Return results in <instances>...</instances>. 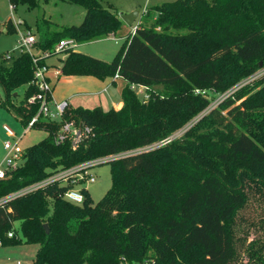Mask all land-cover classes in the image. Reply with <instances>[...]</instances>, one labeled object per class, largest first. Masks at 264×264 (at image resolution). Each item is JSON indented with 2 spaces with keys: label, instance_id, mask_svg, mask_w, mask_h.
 Instances as JSON below:
<instances>
[{
  "label": "trees",
  "instance_id": "trees-1",
  "mask_svg": "<svg viewBox=\"0 0 264 264\" xmlns=\"http://www.w3.org/2000/svg\"><path fill=\"white\" fill-rule=\"evenodd\" d=\"M85 9L82 21L49 30L37 21L39 52L62 38L86 42L113 34L125 37L105 61L75 50L59 59L63 75L112 77L128 84L162 86L138 98L131 86L115 109L68 107L61 120L90 127L76 148L55 143L60 121L33 127L45 137L23 147L22 164L0 179V197L82 162L107 156L110 186L92 201L74 204L61 193L62 179L0 204V245L36 244L32 264H228L232 242L227 223L245 202L238 176L264 181V85L245 86L171 136L204 111L206 93L223 92L264 64V0H171L148 6L134 32L121 34L123 21L101 0H69ZM28 8L37 0H9ZM6 30H15L11 20ZM1 33V30H0ZM27 52L0 54V106L13 109L22 125L35 114L37 92ZM23 98L14 104L18 89ZM15 92V94H13ZM46 224L48 232L43 225ZM13 229V236L7 231ZM264 264V263H263Z\"/></svg>",
  "mask_w": 264,
  "mask_h": 264
},
{
  "label": "rangeland",
  "instance_id": "rangeland-1",
  "mask_svg": "<svg viewBox=\"0 0 264 264\" xmlns=\"http://www.w3.org/2000/svg\"><path fill=\"white\" fill-rule=\"evenodd\" d=\"M103 4H110L119 14L129 13L137 10V17L132 24L127 25V31H132L135 23L140 19L144 7L153 6L171 0H101ZM85 9L78 3L69 0H37V5L28 8L25 4H17L15 8H10L9 0H0V54H9L13 57L21 51L19 40L21 33L25 29H30L35 36L38 35L37 21L46 20L49 23V30H57L68 25L79 24L84 15ZM11 20L15 30L7 31L6 22ZM20 29L22 32H19ZM125 37H102L86 42H78L75 51L86 53L93 57L109 61L122 47ZM38 51L37 46L31 48ZM63 53H57L48 60L55 66L60 64L59 59ZM51 67L49 71L55 70ZM52 96L55 100L68 98L71 108L83 107L92 108L99 106L103 109L110 108L108 95L121 98L122 88L128 84L124 79L118 77L115 83L106 92H98L101 83L97 77L92 75L60 76L57 80L52 79ZM111 77H105L104 82L110 81ZM256 83L255 89L264 85V64L259 61L258 67L252 73L231 85L223 92H207L206 98L209 100L208 107L189 120L182 128L177 129L170 137V140L181 135L185 129L193 125L196 120L207 113L209 109L216 107L224 98L234 94L238 89L245 86H252ZM138 98H143L146 91L164 93L163 87L147 86L141 87L138 84H128ZM17 96L13 98L14 104H18L23 98V89L19 88ZM0 99H4V93L0 86ZM59 121V120H57ZM11 128L16 135L22 133L23 125L19 121L13 109L0 106V156L3 154L2 144L4 140H14V137L7 135L3 126ZM46 131L40 127L30 128L21 138L20 146L26 147L36 143L45 137ZM105 157L88 160L92 164L87 172L94 177L93 182H81L75 187L84 185L92 201H97L103 196L110 186L109 165ZM264 176V175H263ZM241 187L245 194L244 204L237 209L232 219L227 223L232 242V257L228 264H263L264 263V181L257 177H247L244 174L238 176ZM21 241L14 245H0V264L23 261L28 264L33 263L36 244L25 243L20 223L13 224Z\"/></svg>",
  "mask_w": 264,
  "mask_h": 264
},
{
  "label": "built area",
  "instance_id": "built-area-1",
  "mask_svg": "<svg viewBox=\"0 0 264 264\" xmlns=\"http://www.w3.org/2000/svg\"><path fill=\"white\" fill-rule=\"evenodd\" d=\"M12 8V5H10ZM145 7L141 12V16L145 13ZM138 15V14H137ZM137 17V16H136ZM140 19L135 23L131 32H134L135 28L139 26ZM19 32H22L17 28ZM36 36L30 29H25L23 33L20 35L19 45L21 48L20 52H27L30 56L32 63V80L31 82L37 87V92L33 93L27 98V103H37L38 108L35 114L27 121L25 125H23L22 133L20 135H16V133L4 125L3 129L7 133L8 136L14 137L15 139L12 141L10 139L4 140L2 144L3 154L0 156V179L5 178L10 172L16 170L23 161L22 152L23 147L20 146V140L22 136L35 124L40 122L41 120H61V117L64 111L69 107L68 101L66 99L63 100H55L52 96V87L49 81V69L54 67L50 65L47 61V57L50 52H39L32 51L31 48L35 46ZM76 42L73 38H62L52 48L51 52L53 53H63L67 50H74L76 46ZM7 56L9 54L6 53ZM55 70H52L54 74H60L59 66H55ZM114 79L118 78V73L115 72L112 76ZM143 88L145 86L140 85ZM144 98L147 97V94L144 93ZM59 128L53 134V141L55 143H62L64 141H69L71 148H76L77 145L83 140V138L89 133L90 127L84 124L80 120L69 119L60 121ZM170 137L163 138L159 142L152 144L146 148H150L156 145L164 144L170 140ZM102 158V157H100ZM99 158V159H100ZM97 159V158H96ZM105 159H109L105 156ZM92 165V164H91ZM87 163V161L82 162L74 167H71L66 170L59 171L50 176H46L41 180L33 182L17 191L11 192L7 195L0 197V204L3 201L13 198L14 196L40 188L45 184L56 180L62 179L63 183L66 185V188L62 191L61 196L74 204H80L83 201V193L81 189L86 187L84 185L75 187V184L81 182H93L94 177L88 174L87 170L91 166ZM7 236H13V229L7 231ZM12 264H28L23 261H14ZM144 264H155L153 261L148 262L145 261Z\"/></svg>",
  "mask_w": 264,
  "mask_h": 264
},
{
  "label": "crops",
  "instance_id": "crops-1",
  "mask_svg": "<svg viewBox=\"0 0 264 264\" xmlns=\"http://www.w3.org/2000/svg\"><path fill=\"white\" fill-rule=\"evenodd\" d=\"M119 14V13H118ZM120 15V14H119ZM28 29V28H27ZM129 31V30H128ZM127 24L126 23H124L123 22V25H122V29H121V34H122V36H124L127 32ZM106 37H116V36H114L113 34H109V35H107ZM47 61H48V63L50 64V65H52V66H54L55 67V65L54 64H52L51 62H49V60L47 59ZM59 66V65H58ZM60 76H72V75H63V74H54L53 73V71L51 70L50 72H49V81H50V83H52L53 82V80L52 79H54V80H57ZM73 76H78V75H73ZM97 79H99L98 81L101 83V87H100V89L98 90V92H106L108 89H109V87H111V84L112 83H115V79L113 78V77H111V80L110 81H107V82H104V78H102V79H100V78H97ZM52 87V86H51ZM52 90H53V87H52ZM112 96V95H111ZM110 95H108V97H107V99L110 101V107H113V108H115V109H118V108H120L121 107V105H122V99L121 98H118L117 96L115 97L114 96V98L115 99H113L112 97H111ZM67 101H68V98H65ZM68 104H69V102H68ZM69 107H70V104L68 105ZM7 264H12V263H7Z\"/></svg>",
  "mask_w": 264,
  "mask_h": 264
},
{
  "label": "water",
  "instance_id": "water-1",
  "mask_svg": "<svg viewBox=\"0 0 264 264\" xmlns=\"http://www.w3.org/2000/svg\"><path fill=\"white\" fill-rule=\"evenodd\" d=\"M137 10H133L129 13H125V14H120V19L126 23L127 25L132 24V22L135 20L136 16H137ZM13 94H15V92H13ZM43 227L45 228V231L48 232V227L46 224L43 225Z\"/></svg>",
  "mask_w": 264,
  "mask_h": 264
}]
</instances>
